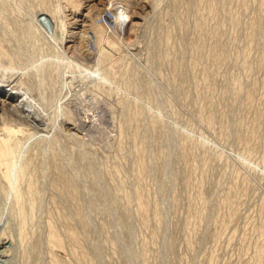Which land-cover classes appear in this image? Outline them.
I'll return each mask as SVG.
<instances>
[{"label":"rangeland","instance_id":"1","mask_svg":"<svg viewBox=\"0 0 264 264\" xmlns=\"http://www.w3.org/2000/svg\"><path fill=\"white\" fill-rule=\"evenodd\" d=\"M36 1L0 0V78L21 93L29 80L55 115L38 128L16 121L26 106H0L35 204L21 238L0 174V264H53L52 251L79 264L68 226L91 264H264V0H130L121 25L86 0L98 16L60 5V26ZM58 160L69 180L55 187Z\"/></svg>","mask_w":264,"mask_h":264},{"label":"bare ground","instance_id":"2","mask_svg":"<svg viewBox=\"0 0 264 264\" xmlns=\"http://www.w3.org/2000/svg\"><path fill=\"white\" fill-rule=\"evenodd\" d=\"M85 1L86 0H37L36 2H38V8L37 9H38L39 17L41 18V20L44 21L45 24H47L49 26H55L56 23L57 24L59 23L58 19H59V17H61V15H62L61 13L63 12L62 10H61L62 11L61 13H60V10H59V12L57 11V9H59L57 7H59L60 5H63V7L65 6L68 9L71 10L72 16L74 17V19L73 18L72 19L74 20V22H76V20H77L75 18V16L76 17H81L82 14L84 16L89 17V19H91L94 13H96V15H97L98 12L102 11V9L104 7H107V9L108 8L109 9H115L114 10V11H116L115 12L116 13L115 17H116V20L118 21V23L120 25L122 23L121 21H124L127 18V16H128L126 9H127V5L129 4L128 2H130V0H107V1L103 0L104 2L103 1H101V3L99 2L103 6V8L98 7L97 6L98 3H92L91 5H89L87 7L86 12L82 13L81 8H83V3ZM63 7L61 6L60 9L63 8ZM63 9H65V8H63ZM63 15H65V14H63ZM64 23H63V25H64ZM90 24H92V22H90ZM58 26H60V25L58 24ZM61 26H62V24H61ZM101 26L100 25L96 26L98 34H99V37H98L99 41L105 40V41L113 42L109 38V36L106 34L107 33L106 32L107 28L103 29ZM62 29H63V27H62ZM80 30H81L80 33L84 34L85 30L83 28L80 29ZM59 33H61L62 36L64 34V33H62V31L59 32ZM74 34H78V31H76V30L75 31H71L69 35L73 36ZM117 37H118V35H117ZM59 39H60V37H59ZM73 39H69V40H73ZM60 40H63V39H60ZM77 43H79V42H77ZM79 44H77L76 48L78 47ZM79 46H81V45H79ZM1 47L2 46H0V54L3 53V50L1 49ZM74 50H76L75 49V45H74ZM111 56L112 55L110 53L102 50V51H100L99 54H97L96 61L98 63H102V62H104L107 59L111 60ZM0 57H2V55H0ZM2 59L4 60V58H2ZM1 62H2V60H0V63ZM107 62L109 63L108 60L106 61V63ZM5 64H7V63H5ZM5 64L3 63L2 65H5ZM75 64H76V61H75ZM2 65H0V66H2ZM73 66H74V64H73ZM105 66H104L105 68H101L100 67L103 70L102 71L100 70L99 74L100 75L102 74L101 75L102 78L107 79V75H109V73L111 71V68L113 67V61L109 65H105ZM6 69H9V68H6ZM6 69H4V70H6ZM2 71H3V68H2ZM18 81H20L21 87H22V84L24 85L23 86V88L25 89V90H23L24 93L23 92L21 93L19 91L20 87L16 86L15 83L8 84V83L5 82V80L0 78V106L4 110V112L8 115V113L12 112V109L18 110V109H20V107L22 108L23 106H26L27 109L29 108L28 113H27L28 116H26L28 118L25 117V120H24L26 123L22 122V121H18V120H16V121L18 122V124H23V125H27V124L30 125L31 124V125H34L35 127H38L39 124L43 123L42 121L53 119L55 115L53 113H46L47 109L44 108V106H42L40 101H37L34 98L35 92H34L33 88H31V85L29 84V80H25V79L21 80L20 79ZM23 111H25V110H23ZM137 111H139V109L135 108V111L133 113H137ZM13 113H16V112H13ZM66 113H67V111H66ZM20 116H19V119H20ZM23 116H25V114ZM1 119H2V117H1ZM12 120H13V118H12ZM2 121H3V119H2ZM3 125H5V124L3 123ZM8 128L7 129H5V128L3 129V126H0V174H1L2 178H3L4 184L6 183V185L9 186L7 188L8 193H5V194H9V193L11 194V198L13 199L12 202H14L15 209H16V212H17L18 218H19L18 233H19V236L21 238H23L25 236V232H26V231H24V224H25V219L27 217L26 215L28 213V212H26V209L28 207L29 211H32L34 209V207H35L34 200L32 199L33 194H34V183H33L34 182L33 181L34 177H32V175H30L31 173L29 174L27 172V168L29 166V162H28V160H26V158L23 159L19 155V151L18 150L16 151V145H18V143L9 134L10 131H8L9 130ZM6 130L8 131L7 133H6ZM55 167L58 170L57 177H56L57 180H55V182L52 183V184H54L55 187H59V185H61L62 183H66L67 184V181L69 179H67V176L65 174H63V171L61 170L62 169V164L59 162V160L55 162ZM25 195H27V197H28V203L27 204L25 202L26 199L24 198ZM5 196L7 197V195H5ZM138 201L140 203V206H143L144 202H143V198L141 197V195H139ZM12 205H13V203H12ZM65 233L70 238V240L73 242V245L75 244L76 241H78L77 238H79V237L76 236L77 232L75 234V231H73L70 226L65 228ZM47 242H48L49 247L52 250L55 249V248H62V247L65 246L64 237H63L62 233L59 232L58 228H56L53 223H49V226H48ZM73 245L70 248V252L73 255V257H75L76 261H79V264H91L90 262H87V261L84 260L83 252H81L83 254L82 255L78 251L80 249L77 250L76 248H74ZM75 245H77V244H75ZM51 255H52L51 256V261L53 262V264H72L70 260H67L65 258H61L57 254H55L53 251H52ZM259 256H260V254H259Z\"/></svg>","mask_w":264,"mask_h":264}]
</instances>
